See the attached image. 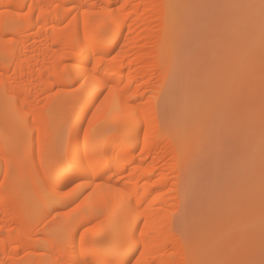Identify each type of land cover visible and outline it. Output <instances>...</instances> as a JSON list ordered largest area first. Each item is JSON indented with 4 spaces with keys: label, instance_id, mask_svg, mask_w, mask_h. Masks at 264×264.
<instances>
[{
    "label": "bare ground",
    "instance_id": "bare-ground-1",
    "mask_svg": "<svg viewBox=\"0 0 264 264\" xmlns=\"http://www.w3.org/2000/svg\"><path fill=\"white\" fill-rule=\"evenodd\" d=\"M233 2L0 0V264H222L264 252V227H249L264 220V193L250 190L264 191V128L247 194L212 226L174 212L203 118L253 89L249 78L239 94L238 48L260 57L264 78L262 0ZM222 12L232 33L210 36Z\"/></svg>",
    "mask_w": 264,
    "mask_h": 264
},
{
    "label": "rangeland",
    "instance_id": "rangeland-1",
    "mask_svg": "<svg viewBox=\"0 0 264 264\" xmlns=\"http://www.w3.org/2000/svg\"><path fill=\"white\" fill-rule=\"evenodd\" d=\"M233 1L235 2L237 0H233ZM226 11L224 10V12ZM224 12H222L223 16H224ZM225 15H227V13H225ZM226 17L225 16L220 17V15L219 16L217 15V18H219V20L217 19L218 22L221 19L220 27L224 23L226 24L228 23V18ZM224 25L221 28L222 30L220 29L221 30L220 32L218 29H217L218 31L217 30L215 31L214 29L213 30L210 29V31H208V34L210 36L216 37L217 35H220L222 38H227V36H230L229 32H231V30L229 29L230 31H228V27L227 29L226 28L223 29ZM221 37L218 36L217 38H221ZM209 38L211 42L213 40L214 43L212 42V44H214V48L216 49L217 46L215 43L217 42V39L214 37L212 39L211 37ZM214 40H216V42ZM209 50L211 49H208V51ZM208 51L205 50L206 53ZM210 53H213V52L211 51ZM237 53L239 56L236 59L232 60L230 64L239 68V71L241 70L240 72H241L242 77H244V80L238 86V89L243 93H239V94H244V92L246 93L245 89L247 90L248 87L247 85H244L243 83L249 78H251L252 80L250 81L251 83L254 82L252 84L253 87L250 84V86L253 88L251 89L252 93L247 92L248 94L245 95L246 97L248 96L247 102H245V99L243 100L244 95H240L239 98H241L242 96V100L246 104L243 103V101L240 99L237 102L235 100V102L238 103L240 106L236 104L237 105V107H235L236 110L230 109L229 111L227 109L228 113H226L225 115L223 113V118L221 119L219 118L221 121H219V119L218 120L216 119L217 117H220L217 115V113H213L210 115L208 114L209 116L206 115L205 116L206 118H203L204 126L206 128L208 126L209 128L207 132L206 130L204 131L208 134L207 135L204 134V137L203 136L201 137L202 138L201 141L197 143L195 149H193L188 159V164H187L188 165L187 167L188 179L186 183L187 188L185 190L182 201L176 207V211H174L176 216L183 215L184 217H186L187 223L189 225H191V223L194 224L193 226H195V228L196 226H200V225L212 226L213 223L211 221H213L215 217H218V215L220 214V211H221V214L219 218L221 217L222 210H223L222 208L225 207L227 209V207L230 206L229 204L233 201L234 195L235 197L239 193L240 194L238 196L245 195L247 194L246 192H249L250 190L252 194L254 193L255 197L259 194L264 193V191L261 190L262 188H259V187L252 188L251 186L250 188V186L245 187L244 185L243 188L242 187L240 188V186L242 185L240 181L244 179L246 175V168H247L246 164L248 163L251 142H253V137L254 136L256 137L258 135V132L264 128V90L255 91V88L256 90L264 88L263 86L264 78L262 77L263 75L261 77L257 75L258 68H262L260 67L261 64L258 63L257 61V59L259 60L260 57L257 59L255 58L256 61L254 60L248 61V55L245 51V47L238 48ZM200 55L202 56L203 54L201 53ZM207 55L203 57L208 58L209 56ZM213 55L211 54L209 58H211ZM214 57L210 59V62H207L206 61L207 59L206 60L204 59L208 66L211 63V65L209 66L210 67L209 70L211 69V67L214 66L216 62V61L214 62L213 60L217 59V57L215 58ZM209 58H208V61H209ZM199 69L202 70L201 67ZM205 70H208V69H205ZM66 88L76 89V85L75 86L68 85L66 86ZM54 89H55L54 93L56 94L61 93L60 86L57 85ZM242 89H244V91H242ZM235 91L237 92V89ZM239 101H241V103ZM241 104H243L244 107H242ZM205 121H206V125H205ZM210 122H212V124ZM209 123L211 125H209ZM248 173L250 174L249 170H248ZM246 185H249V184H246ZM249 188L250 190H248ZM243 192L245 194H242ZM262 196H264V194ZM227 202L228 203L230 202V203L228 204ZM225 208H224V211H225ZM215 220H218V218H216ZM261 220L257 219L256 217V222L254 218V222L252 219V222L250 221L251 223H249L250 225L249 224L247 225H249V227L251 226L250 228L259 230L261 227H264L263 226L264 220L263 219ZM205 221H206V224H204ZM207 221L209 222L208 224H207ZM255 230L254 232H256ZM229 236H230L229 237V240H230L231 235L229 234ZM232 239L233 237L231 238V240ZM231 240L227 241V243L229 244L228 246L233 247L232 246L233 241L231 242ZM250 246L251 244L248 245V247ZM247 252H248V249H247ZM235 253H237L236 257L232 256L233 258L232 257L227 258L226 260H224L225 262H222V264L224 263L225 264H261V262L264 261V252H261V250L259 251V253L253 251L254 254L252 253V257H251L252 259L248 255L251 252L247 253V255L246 253L244 252L241 253L239 251H236Z\"/></svg>",
    "mask_w": 264,
    "mask_h": 264
},
{
    "label": "snow or ice",
    "instance_id": "snow-or-ice-1",
    "mask_svg": "<svg viewBox=\"0 0 264 264\" xmlns=\"http://www.w3.org/2000/svg\"><path fill=\"white\" fill-rule=\"evenodd\" d=\"M261 7L264 8V0H262ZM137 264H139V262H137ZM261 264H264V261H262Z\"/></svg>",
    "mask_w": 264,
    "mask_h": 264
}]
</instances>
